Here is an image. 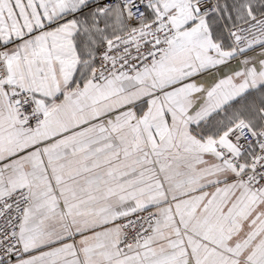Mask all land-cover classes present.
<instances>
[{
    "label": "snow or ice",
    "instance_id": "obj_1",
    "mask_svg": "<svg viewBox=\"0 0 264 264\" xmlns=\"http://www.w3.org/2000/svg\"><path fill=\"white\" fill-rule=\"evenodd\" d=\"M0 264H264V0H0Z\"/></svg>",
    "mask_w": 264,
    "mask_h": 264
}]
</instances>
